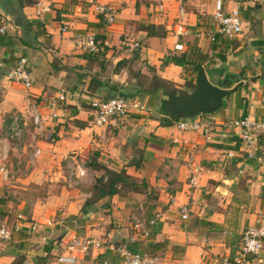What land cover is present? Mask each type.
<instances>
[{
  "label": "crops",
  "instance_id": "crops-1",
  "mask_svg": "<svg viewBox=\"0 0 264 264\" xmlns=\"http://www.w3.org/2000/svg\"><path fill=\"white\" fill-rule=\"evenodd\" d=\"M221 1L225 10L239 8L244 22L243 32L230 40L220 35L215 41L209 39V33L215 30L214 0H183V23L177 18L178 0H36L22 7L20 24L0 4V25L6 22V34L12 38L9 46L0 47V138L13 113H18L24 123L23 139L7 146V173L0 171V225L11 226L19 214L26 220L10 240H0V264H10L17 256H24L26 264H49L51 257L61 252L58 245H62L64 235L54 241L55 226L42 224L55 213L61 212L64 217L81 213L98 173L88 170L80 185L67 188V157L89 162L88 168L94 158L121 167L127 155L131 158L132 144L139 138L164 149L162 154L171 157L175 167L172 179L160 184L163 189L155 206L145 203L147 209L152 207L159 213L156 240L170 243L160 257L161 264H230L238 255L242 231L264 215V131L247 148L236 132L218 123L245 115L264 122V0ZM1 2L7 5L6 0ZM94 2L112 6L114 22L106 24L94 11ZM38 4L49 9L38 15ZM159 5L162 11H158ZM64 26L67 30L62 29ZM183 29L187 34L177 35ZM77 32L95 34L107 43L104 51L99 55L82 51L74 39ZM176 42L184 45L179 52H188L195 45L206 54L203 67L211 82L233 80L223 107L211 113L218 122L210 128V136L200 131L180 132L173 123L162 124L159 101L158 106L157 102L148 104V112H132L103 127L90 124V101L103 99L108 91L107 84L100 83L110 81L130 87L134 73L145 84L155 75L168 82V88L180 91L187 90V83H195L197 72L165 62L167 52L178 53L173 50ZM11 55L27 60L35 79L32 87L5 77L11 67L5 60ZM60 92L66 93L65 101L58 100ZM142 99L148 103V96ZM154 106L160 111L152 110ZM33 110L40 115L38 124L33 121ZM151 136L155 142L149 140ZM174 138L180 142H174ZM36 149L40 153L32 169L24 174V164ZM196 166L198 177L192 187L187 176ZM138 169L126 167L133 177L140 176ZM166 173L170 175L171 171ZM139 193L106 196L96 203L95 213L107 210L110 215L102 219L106 222L110 217L120 223L128 209L136 206L134 201L143 197ZM184 203L190 209L187 220L180 218ZM30 221L41 222L37 232L29 231ZM100 225L98 221L88 224L85 235L101 238ZM68 229L67 233H75ZM110 231L109 236L120 232ZM103 251L91 252V264ZM85 258L80 257L77 264H86ZM246 264H264V248L258 258H250Z\"/></svg>",
  "mask_w": 264,
  "mask_h": 264
},
{
  "label": "built area",
  "instance_id": "built-area-1",
  "mask_svg": "<svg viewBox=\"0 0 264 264\" xmlns=\"http://www.w3.org/2000/svg\"><path fill=\"white\" fill-rule=\"evenodd\" d=\"M95 1V0H94ZM178 12L177 18L183 23L185 17V6L183 0H178ZM215 9L213 13V20L215 23V30L209 33V39L211 41L216 40V35H220L225 39H233L243 32V19L239 8H232L225 10L221 0H214ZM49 6L37 5L36 14L48 10ZM163 6H158V11H162ZM94 11L101 17L106 24H111L115 20L114 8L110 5L94 2ZM63 30H67L64 26ZM6 30V22L2 21L0 25V33H4ZM187 34V30H179L177 35ZM77 46L84 52L97 54L102 50L103 45L96 39L95 34L91 32H77L74 35ZM104 44H107L104 42ZM184 45L181 42H176L173 46V50L176 52L182 51ZM172 53L167 52L165 58ZM5 77L9 81L19 82L24 87L30 88L34 84V76L30 69L27 60L24 57H20L6 72ZM59 101L66 100V93L60 92L58 95ZM92 108V117L90 124L93 127H103L115 118L125 117L130 113H144L150 110L148 104L138 99L127 98L121 95H115L108 99H92L90 101ZM33 121L38 124L40 121V115L37 110H33ZM217 119L211 113L199 114L194 118L176 119L173 122L175 128L180 132H196L200 131L206 136H210V128L217 124ZM219 126L237 133V136L241 140V143L247 148H250L252 144L257 140L258 136L264 131V122L250 115H245L237 118H224L220 119ZM24 135V123L22 117L18 113H13L9 117V121L4 129V132L0 138V171L4 174L7 173L5 162L8 158L7 146L12 141H18L22 139ZM101 141L104 140V135L100 136ZM174 142H180L177 139H173ZM186 142V140H184ZM38 149L34 150L33 156L27 160L24 164L23 173H28L33 165L34 159L39 155ZM228 156L232 157L233 152H228ZM264 161V158L262 159ZM66 176L65 183L67 186L76 185L80 180L87 175L88 167L84 162L77 160L76 157L70 156L66 158ZM199 167L196 166L193 171H190L187 176V182L190 186H196L197 173ZM189 205L184 203L180 206V218L182 220L189 219ZM26 223L23 216L19 214L17 220L11 225H0V240L8 241L11 239L13 232L22 229V224ZM132 232L127 236V242L132 243L142 238H146L149 235L150 229L144 222H133ZM149 226L155 223V220H149ZM45 226L53 227L55 222L46 220ZM40 222L30 221L28 222V228L30 232H37L40 226ZM63 242V243H61ZM206 242L207 239H206ZM61 252L55 255V258L50 261L49 264H77L80 257L86 255L90 251H100L110 248L116 250L123 262L126 264H161L162 260L159 256H151L141 252H132L125 246L113 247L112 245L104 246V241L95 235H78L77 233L69 232L61 241ZM264 248V215H260L256 218L252 225L244 228L241 234L240 251L235 256L230 264H246L250 258H258ZM194 264H208L205 262H197Z\"/></svg>",
  "mask_w": 264,
  "mask_h": 264
},
{
  "label": "trees",
  "instance_id": "trees-1",
  "mask_svg": "<svg viewBox=\"0 0 264 264\" xmlns=\"http://www.w3.org/2000/svg\"><path fill=\"white\" fill-rule=\"evenodd\" d=\"M7 5L5 6L3 2L0 0V4H2V8L7 13H10L11 15L15 16L16 22L18 24L21 23V18L19 19L20 15L22 14L21 9L23 6L27 5L28 3H35L36 0H6ZM101 18V17H100ZM25 24L28 26L32 25V22H29L28 20H25ZM39 24L37 23V26ZM151 26H147L149 28ZM97 39V38H96ZM12 38L11 36L6 34V31L4 33H0V47L3 46H9L11 44ZM98 40V39H97ZM100 41L101 45H104V43ZM104 46L102 47V50L97 54H91L90 55H99L101 52L104 51ZM206 54L202 53L195 45H191L188 52H178V53H172L170 56L166 58V63H174L176 65H179L183 67L185 70H190L192 73H195L199 70L201 66H203L204 62L206 61ZM18 58H16L14 55H11L8 59L5 60L8 64L11 66L16 62ZM119 64V62H118ZM133 81L130 85V87L123 85H119L114 82H103L100 83L101 85L107 84L108 91L103 95V99H108L112 96H115L116 94L132 98V99H141L144 96H148V103L149 105L155 104L157 101L160 103V110L164 114V117L161 120L162 124L165 125H171L176 119H171L169 116L166 115V106L163 104V98L160 97V95L169 96L171 94H187L189 91L193 90L195 87V83L189 82L187 83V90H178L176 88H168V82L165 80L159 78L158 76H152L151 81L148 84H145L141 80V77L139 74L134 73L133 74ZM100 81V80H98ZM233 81V80H232ZM231 80H229L226 83H220L221 85L225 87H230ZM138 99V100H139ZM155 137L151 136L149 140L152 142H155ZM148 139H142L139 138L137 140H134L132 144V156L131 158L126 162L125 165L121 167H115L111 165L109 161L99 160L98 158H94L90 162V167L93 170H96L99 174L94 176L93 182L90 187V196L86 198L84 204L81 207V217L74 218L79 219V221L82 223H85L84 216H88L90 213H95L96 203H98L99 200L106 196H112L115 194L124 195L129 191L133 192H142L140 188H144L147 186V184H144V182H141L140 184L137 183L135 178L127 173L126 167L133 166L135 169L140 168L143 161L149 157H151L150 152L145 150V146L147 144ZM141 144V145H140ZM139 147V148H138ZM261 198L264 199V186L262 187L261 192ZM0 201H2V198H0ZM150 220V219H149ZM72 218H69V220L65 223L67 226H72L71 224ZM88 223V222H87ZM149 235L144 240H137L135 242L129 243L127 240H123L119 244H115V247L118 246H125L128 250L132 252H141L145 253L147 255L155 256L160 251H163L167 249L169 246V241L167 239L163 240H156V231L157 228L154 226H151ZM68 234V233H66ZM66 234L63 236L65 237ZM79 235V234H78ZM172 248H177L176 245H173ZM158 256V255H157ZM123 261L121 256L116 250H112L110 248L105 249L102 253L98 254L96 257V262L98 264H120ZM27 259L24 258V256H17L15 260L10 264H26Z\"/></svg>",
  "mask_w": 264,
  "mask_h": 264
},
{
  "label": "rangeland",
  "instance_id": "rangeland-1",
  "mask_svg": "<svg viewBox=\"0 0 264 264\" xmlns=\"http://www.w3.org/2000/svg\"><path fill=\"white\" fill-rule=\"evenodd\" d=\"M98 41H99V39H98ZM116 95H118V94H116ZM137 99H139V98H137ZM156 105L158 106V102L156 103ZM152 110H154L155 112L160 111L159 108L156 106L152 107ZM22 139H23V137H22ZM15 142H17V141H12V143H15ZM145 150H148V151L151 150L153 155L150 158L145 159L143 161V163L141 164V168L138 169V173L140 174V176L134 177L138 184H140L141 182H144V184H147L146 187L140 188V190H142V192L139 194H144V195H143V197L140 198V201H136V200L134 201L135 202L134 204H136V206L130 207L128 209V211H129L128 215L123 216L122 221L120 223L113 222L112 220H110V217H108L106 219V222H105V220L102 219V217L104 215H110L111 212H108L107 210H101V209L99 212L100 214L90 213L88 216H84L85 223H83V222L81 223L79 221V219H75L76 216H75V218H74V216L64 217L65 215L62 214L61 212L55 213L54 215H50V217H52L53 221L55 222V225H54L55 226V228H54L55 234L53 235V240L57 241V237H59L60 235H65L70 230L68 228H72V230H75V233L83 236L86 234V226L88 224H91V223L98 221L99 223L101 222V225H100L101 227H99V228H101V233H99V234H100L101 239L104 241L103 245L104 246L112 245L114 247L115 244H119L125 239L127 240L128 234L132 232V226L134 224L133 222L141 221V222H144L145 225L148 226L149 228L151 226L155 227L156 226V220L159 218L157 216L159 213L157 211L153 212L152 207H150V208L148 207L149 209H147V207H145V203L148 204V206H155V204H156L155 201L158 199L160 192H161L160 190L163 189V186L160 184L166 183L168 178L172 179V177L174 176L173 171H174L175 167H173V165H172V162H171L172 158L167 156V155L162 154L164 149L162 150V148L160 146H156L154 144H146ZM128 160H129V156L127 155L126 160L125 161L123 160V161L127 162ZM88 163L86 161L84 164L86 166H88ZM125 164L126 163H124V165ZM88 170L90 171L91 167L88 168ZM169 170L171 171L170 175H168L166 173ZM97 174H99V173H97ZM65 185L69 189L76 186V185L67 186L66 183H65ZM78 185H80V184H78ZM97 206H99V205H97ZM77 217L78 218L81 217V213H79L77 215ZM69 218H72V222H71L72 226H67L65 224L69 220ZM149 219L155 220V223L151 226L148 225ZM57 221H59V223ZM56 224H58V225H56ZM42 225H45L44 222ZM66 227H68V228H66ZM116 229L119 230L120 232L118 233L117 231H115L112 235H110V236L108 235V233L111 232L110 230H116ZM144 239H146V238H142L141 240H144ZM58 248H61V246L58 245ZM61 250H59V251H61ZM91 252L92 251H90L89 253L86 254V258H85L87 261L86 264H91V262H93ZM157 255L159 257H161L163 255V251H160ZM54 258H55V256H54ZM54 258H53V256L51 257L52 260ZM94 261H95V264H98L96 262V259H94Z\"/></svg>",
  "mask_w": 264,
  "mask_h": 264
},
{
  "label": "water",
  "instance_id": "water-1",
  "mask_svg": "<svg viewBox=\"0 0 264 264\" xmlns=\"http://www.w3.org/2000/svg\"><path fill=\"white\" fill-rule=\"evenodd\" d=\"M230 88L210 81L203 66L195 76V87L187 94H171L163 100L166 114L171 119L194 118L203 113H214L223 107Z\"/></svg>",
  "mask_w": 264,
  "mask_h": 264
}]
</instances>
